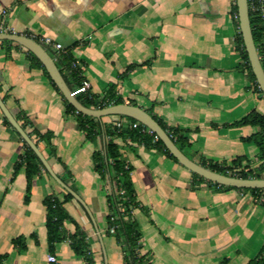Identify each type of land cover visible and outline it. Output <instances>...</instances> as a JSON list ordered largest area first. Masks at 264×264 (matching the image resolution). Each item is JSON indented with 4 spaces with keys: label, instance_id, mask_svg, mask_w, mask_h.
<instances>
[{
    "label": "crops",
    "instance_id": "1",
    "mask_svg": "<svg viewBox=\"0 0 264 264\" xmlns=\"http://www.w3.org/2000/svg\"><path fill=\"white\" fill-rule=\"evenodd\" d=\"M232 1L0 0V33L60 44L80 64L91 94L102 97L113 86L125 104L135 103L168 127H178L196 163L244 156L257 166L256 147L240 140L256 129L230 126L252 110L264 113V101L247 90L248 78L237 69ZM130 65L136 67L126 72ZM0 98L15 120L28 122L27 130L50 134V147L39 150L84 203L73 198L64 208L86 234L95 262L100 258L104 264L101 238L107 264H122L120 248L105 236L108 189L91 162L92 153L104 149V135L87 141L25 49L6 40L0 41ZM4 120L0 111L2 264H51L48 255L57 264H84L69 240L48 252L43 200L52 194L62 200L64 190L43 168L24 202L25 171L14 174V166L26 148ZM102 121L128 122L117 116ZM116 142L132 167L141 207L133 217L152 264H246L256 256L264 242V208L250 193L217 192L154 149ZM74 228L65 224L69 233ZM19 237L23 249L12 244Z\"/></svg>",
    "mask_w": 264,
    "mask_h": 264
},
{
    "label": "trees",
    "instance_id": "2",
    "mask_svg": "<svg viewBox=\"0 0 264 264\" xmlns=\"http://www.w3.org/2000/svg\"><path fill=\"white\" fill-rule=\"evenodd\" d=\"M247 2L249 4V0H247ZM248 13L253 41L261 67L264 71V19L258 12L252 11L250 8H248ZM229 15L235 29L234 49L239 56L237 69L241 73H245L248 78L249 86L247 87V90L255 94L259 100L264 101L262 93L256 84L255 77L251 72L247 55L243 47V42L238 28V19L234 0L230 4ZM36 41L39 42L38 40ZM45 48L55 60L56 66L59 69L66 85L75 93V90L79 86L81 80V77L79 76L80 69H70L71 62L75 60L70 55L69 50H65L64 53L57 54L54 52L52 53L48 47ZM25 51L30 65L33 68H38L42 71L50 85L62 98L65 113L75 116L79 130L84 134L85 139L93 142L102 134L104 135V149L102 151H94L91 155V162L93 170L108 189L106 195L108 214L105 217L107 224L105 236L113 237L114 244L120 248L122 254V264H152L150 254L142 252V247L139 244L141 233L137 222L133 217V211L140 209L141 207L136 200L133 183L130 177L132 167L120 152L121 145L118 144L116 140L119 139L124 144L127 142L137 143L138 145L142 144L146 148L156 150L158 153L164 155L174 163H179L165 149L163 143L157 139L154 134L145 130L142 125H138V127L134 129L127 126L117 128L115 126V122L111 121L105 123L102 121L103 118L98 120L77 113L75 109L64 100L63 96L52 83L38 59L29 51ZM135 67L136 65H130L127 67L126 72H129ZM75 96L83 106L93 109H103L111 105L125 104L120 97L115 95L113 86H111L102 97L93 95L90 92L87 95L75 93ZM128 104L136 106V104L132 102H128ZM146 112L149 113L161 126V128L174 142L176 147L189 159H192L186 153L187 148H190L191 145L187 138L183 135V131L178 127H168L151 111ZM117 118L119 120L125 119L131 123L136 122L135 120L124 116H117ZM16 119L38 149H41L43 146L50 147V134H40L35 129L27 130L28 122L21 120L18 117ZM4 122L7 126H9L7 120H4ZM230 126L235 128L249 126L256 129L253 134L241 138L240 140L243 143L253 144L256 147V162H258V165L252 166L250 161L244 156H237L229 163L201 160L198 164L213 172L223 175L235 176L242 179H264V113L261 114L252 110L241 119L233 122ZM24 146L26 148L25 153L19 158L18 162L14 166V174H16L20 168H24L26 178V196L24 198V202H27L31 191L32 179L37 176L41 170H43V167L25 143ZM191 175L194 180L206 182L209 187H212L217 192L237 190L243 193H250L255 200L262 198L263 200L259 204L264 208V190L262 189H236L206 181L192 173ZM60 178L62 182L67 180V177ZM72 199L73 197L64 191L62 200H59L57 196L53 194L45 197L43 200V205L45 207V228L48 252L53 253L54 246L56 244L69 240V247L76 257H79L84 264H95L93 254L90 249V243L86 234L79 229L77 223L64 208V204ZM66 223L74 225L75 228L72 233L65 230ZM110 229L113 230V234H110ZM12 244L17 248H25L22 237L12 240ZM5 258L6 255H0V264H2ZM246 264H264V242L256 256L250 259Z\"/></svg>",
    "mask_w": 264,
    "mask_h": 264
},
{
    "label": "water",
    "instance_id": "3",
    "mask_svg": "<svg viewBox=\"0 0 264 264\" xmlns=\"http://www.w3.org/2000/svg\"><path fill=\"white\" fill-rule=\"evenodd\" d=\"M236 5V13L238 19V28L243 42V47L247 55L248 63L252 74L255 77L256 84L262 93L264 99V71L261 67L259 57L256 51V47L253 41L252 32L249 22L248 4L247 0H234ZM9 41L17 44L18 46L29 51L35 56L43 66L44 70L48 74L52 83L56 86L64 100L71 105L77 113L84 116L92 117L95 119H102L104 117L111 116H124L131 118L144 126L149 132L154 134L159 139L165 149L177 160L179 165L184 167L190 173L195 174L206 181L236 189H262L264 190V179H242L235 176L223 175L213 172L207 168L200 166L198 163L189 159L182 151H180L174 142L170 139L167 133L161 128V126L152 118V116L145 110L138 106L130 104H118L111 105L103 109H93L83 106L76 98L73 91H71L66 85L59 69L56 66L55 60L47 51V49L36 40L16 34L0 33V41ZM0 111L8 121L10 126L17 132L22 141L29 147L34 153L37 159L40 161L44 170L50 175V177L67 193H69L74 199L84 206V203L80 197L62 182L54 173L51 166L42 155L40 150L36 147L34 142L30 139L27 133L17 123L15 118L11 115L5 104L0 98ZM100 245L103 255V262L107 264V256L103 242L100 238Z\"/></svg>",
    "mask_w": 264,
    "mask_h": 264
},
{
    "label": "built area",
    "instance_id": "4",
    "mask_svg": "<svg viewBox=\"0 0 264 264\" xmlns=\"http://www.w3.org/2000/svg\"><path fill=\"white\" fill-rule=\"evenodd\" d=\"M247 4H248V2H247ZM248 8H250L252 11L258 12L260 14V16L264 19V0H249ZM39 42L43 46L48 47L49 49H52L54 51V53L59 54V53L65 52V50L63 49V47L60 44L51 41L49 38L40 39ZM78 68L81 69L80 64L77 61L71 62L70 69L77 70ZM79 76L81 77V80H80L79 86L75 90V93L87 95L89 93L90 84L87 80L82 78L81 74H79ZM138 125H141V124H139L138 122H135V123H131V122L123 123L122 121L115 122V126L117 128L127 126L129 128L134 129V128H137ZM144 129L147 130L145 127H144ZM262 200L263 199L260 198V199L255 200V202L259 204L262 202ZM110 232L113 233V230L110 229ZM47 262L52 264V263H55L56 260L52 255H48L47 256Z\"/></svg>",
    "mask_w": 264,
    "mask_h": 264
},
{
    "label": "rangeland",
    "instance_id": "5",
    "mask_svg": "<svg viewBox=\"0 0 264 264\" xmlns=\"http://www.w3.org/2000/svg\"><path fill=\"white\" fill-rule=\"evenodd\" d=\"M251 146H253L252 144H251ZM254 147V146H253ZM110 234H113L112 232H110ZM108 238V237H107ZM122 255V254H121ZM80 259V258H79ZM161 263V262H160ZM95 264H103L102 263V260L100 259V258H97V262H95Z\"/></svg>",
    "mask_w": 264,
    "mask_h": 264
}]
</instances>
